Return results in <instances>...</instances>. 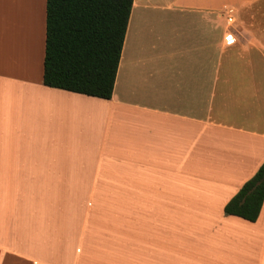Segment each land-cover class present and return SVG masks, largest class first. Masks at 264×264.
I'll return each mask as SVG.
<instances>
[{"label": "crops", "instance_id": "0c3cea01", "mask_svg": "<svg viewBox=\"0 0 264 264\" xmlns=\"http://www.w3.org/2000/svg\"><path fill=\"white\" fill-rule=\"evenodd\" d=\"M46 21L47 0H0V249L264 264V201L224 211L264 162V0H134L109 99L44 83Z\"/></svg>", "mask_w": 264, "mask_h": 264}, {"label": "trees", "instance_id": "16d2710c", "mask_svg": "<svg viewBox=\"0 0 264 264\" xmlns=\"http://www.w3.org/2000/svg\"><path fill=\"white\" fill-rule=\"evenodd\" d=\"M134 0H47L46 85L109 99ZM264 201V162L226 203L255 221Z\"/></svg>", "mask_w": 264, "mask_h": 264}, {"label": "rangeland", "instance_id": "374dc122", "mask_svg": "<svg viewBox=\"0 0 264 264\" xmlns=\"http://www.w3.org/2000/svg\"><path fill=\"white\" fill-rule=\"evenodd\" d=\"M6 58V54H0V59L4 61ZM17 256L9 254L4 250L0 249V264H22L20 261L17 260ZM24 264V263H23Z\"/></svg>", "mask_w": 264, "mask_h": 264}, {"label": "built area", "instance_id": "2783aa9c", "mask_svg": "<svg viewBox=\"0 0 264 264\" xmlns=\"http://www.w3.org/2000/svg\"><path fill=\"white\" fill-rule=\"evenodd\" d=\"M228 19H229L230 22H234V19H233L232 16H229ZM225 41H226L227 44H232V43H234L236 41V38H235L233 32L229 31V32L226 33Z\"/></svg>", "mask_w": 264, "mask_h": 264}]
</instances>
